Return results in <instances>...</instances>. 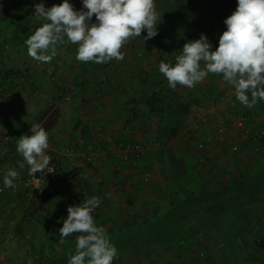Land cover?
Returning <instances> with one entry per match:
<instances>
[{"label":"rangeland","instance_id":"rangeland-1","mask_svg":"<svg viewBox=\"0 0 264 264\" xmlns=\"http://www.w3.org/2000/svg\"><path fill=\"white\" fill-rule=\"evenodd\" d=\"M27 1L0 0V94L6 95H0V155L10 156L5 168L0 163V264L69 261L77 234L61 241L59 229L68 207L92 196L101 201L92 213L96 225L124 251L112 264H264V145L250 143V136H257V142L261 132L264 136V100L248 108L222 75L209 73L192 88L177 85L172 90L173 104L193 105L179 123L170 117L171 108L160 117L140 102L169 87L158 66L161 61L175 64L180 27L186 42L203 34L215 51L238 0H192L182 10V22L175 0H155L158 34L145 41L144 31L121 49L123 60L102 64L78 61V45L66 38L50 63L31 58L25 41L39 22L47 21L37 20L25 7ZM45 2L50 8L63 0ZM69 3L86 11L82 0ZM10 44L16 45L7 48ZM9 69L30 74L32 82L24 86L21 76L5 92L3 77ZM224 93L218 103L208 99ZM248 96L251 101L250 92ZM44 112L56 119L48 132L49 166L54 169L58 160L63 176L47 181L45 169L43 185L33 188L27 185L29 165L21 155L12 161L8 144L15 129L29 135ZM242 118L248 119L244 127L238 125ZM10 169L18 176L14 187L6 188ZM189 189L202 197L195 206L205 208L204 217L169 241L141 245L144 237L165 229L136 230L182 205ZM220 190L227 195L216 198L225 203L205 196ZM227 206L228 214H207Z\"/></svg>","mask_w":264,"mask_h":264},{"label":"clouds","instance_id":"clouds-1","mask_svg":"<svg viewBox=\"0 0 264 264\" xmlns=\"http://www.w3.org/2000/svg\"><path fill=\"white\" fill-rule=\"evenodd\" d=\"M82 4L86 11L74 10L69 0L50 8L36 4L37 20L47 22L25 41L28 55L38 62L50 63L57 54V46L64 44L66 38L67 42L78 45V61L102 64L123 60L121 49L144 31L145 41L158 34L156 25L160 18L155 0H82ZM93 16L95 23L91 22ZM224 23L227 30L220 36L215 51L201 34L199 39L183 45L174 65L161 61L159 72L173 90L177 85L192 88L209 73L222 75L235 89L239 102L252 108L258 100H264V0H238L236 10ZM29 131L30 135L19 137L16 150L31 173L42 172L52 159L46 154L49 136L38 123L31 125ZM17 176L16 170H8L4 186L14 187ZM100 203L98 197L92 196L68 207V216L59 229L61 241L77 234L76 251L68 264H112L117 257L116 247L92 215Z\"/></svg>","mask_w":264,"mask_h":264},{"label":"trees","instance_id":"trees-1","mask_svg":"<svg viewBox=\"0 0 264 264\" xmlns=\"http://www.w3.org/2000/svg\"><path fill=\"white\" fill-rule=\"evenodd\" d=\"M192 0H175V6H176V10L178 12L179 18H180V22L183 21V18L185 17V13L182 12L183 8L185 5H187L188 3H190ZM43 3V5L45 6V8H48L45 0H28L25 3V7L29 10V11H35V5L36 4H40ZM43 23L39 22L38 23V27L42 26ZM186 31L185 29H183L182 27H180L179 31H178V40H177V45H176V50L178 51V54L181 55L182 54V48L183 45L186 43ZM14 46L16 44H13ZM13 45L10 44V46H8L7 48L13 47ZM6 48V47H4ZM176 63V61H175ZM22 76L23 78V83L24 86H26V83H31L32 82V78L30 76V74L26 73V74H21L20 72H16L14 69H9L6 72V75L3 77V85L5 86V92H7L8 90H6V88H14L15 86V81L16 78H20ZM172 88H166L165 91H163V93L159 94L157 92H153L152 95H145L143 96V98L140 100V102H144L145 105L149 106L150 112L153 115L156 116H162L164 112V110L166 108H171L172 111H170V117L173 118L174 120H177L176 123H179V120H182L185 116L190 115V113L192 112V102H187V103H179L178 105L173 104L174 101V96L175 94H173L174 92L172 91ZM3 96H6L4 94H0ZM224 96H226V93L218 96L217 98H213L212 96L209 95V101H211V103H218L220 100H222L224 98ZM225 99V98H224ZM202 101L197 100L196 103L199 106H202V104L200 103ZM159 103V104H158ZM193 112H195L193 110ZM56 119L55 118H51L50 116H48V112H44L42 113L36 120V123L40 124L46 131L47 133L54 127V123H55ZM35 123V124H36ZM166 127V126H165ZM173 130H174V135H176V128L175 126H173ZM15 135L13 137V140L11 142H9L8 144V148L10 149V152L12 154V161H16L19 159L20 154L17 152L16 150V146H17V141L19 139L20 136L24 135L23 132L21 130H17L15 129ZM30 131H29V135H30ZM257 136H250V143L251 144H256L258 143L260 146L264 145V136L258 138V142L256 140ZM10 160V156L8 154H2L0 155V163H1V167L3 164L9 162ZM55 162V163H54ZM54 169L55 172L52 173H47L45 175V179H47V181H56V180H61L62 176H63V172L61 170V165L58 162V160H54ZM15 167H19V164L17 162L14 163ZM3 172V171H1ZM262 182V181H261ZM257 183L255 185H260V183ZM73 188L76 187L75 184L72 185ZM36 194H39L38 190H35ZM222 194L223 196L227 195L226 192L224 190H220L214 193H209L208 195H205L208 197V199H210L211 201L217 202V203H225V201L223 199H219L216 198L217 195ZM230 195V194H229ZM203 196V197H205ZM50 198V196L48 197ZM232 198V197H231ZM202 199V197H197L195 190H188L187 192V196H186V200L182 205H175L173 206L170 210L167 211V213L158 219H153L152 222L140 226L136 231L138 232H143L145 234H148L154 230H158L159 227L165 229V232L161 231L162 233H157L155 235L149 236V237H144L143 240H141V245L142 244H146L148 242H156V241H169L170 239H173L174 237L179 236V233H181L182 230H184V228L191 226L194 220L198 219V218H203L204 216L202 215V211L205 209L204 207L200 206H195V204H198V202ZM196 202V203H195ZM200 203V202H199ZM228 207V206H227ZM217 207V209L214 211L213 208L212 210H210L209 215H218V214H228L230 207ZM135 231V233H136ZM134 234V233H133ZM129 233L126 234V236H128ZM137 235V234H136ZM136 235L134 234V236L132 237L133 239L136 237ZM148 236V235H147ZM115 247H116V243L114 242V240L110 241ZM123 244V243H122ZM140 244V243H139ZM136 245L138 246V248H142L140 245ZM117 248V247H116ZM135 249V246L133 247ZM132 248V249H133ZM120 251L117 250L118 255L121 253H124V251L122 250V248L120 247ZM130 250V249H129ZM128 250V251H129ZM64 264H68V259L65 260Z\"/></svg>","mask_w":264,"mask_h":264},{"label":"built area","instance_id":"built-area-1","mask_svg":"<svg viewBox=\"0 0 264 264\" xmlns=\"http://www.w3.org/2000/svg\"><path fill=\"white\" fill-rule=\"evenodd\" d=\"M247 120H248L247 118H242L240 122L238 123V125L241 127H244ZM259 135L260 137H262L263 132H261ZM45 171L52 173L54 171L53 166H49L48 168H46ZM43 183H44V179L42 176V172H37V173H31V177L28 180L27 185L32 186L33 188H39L40 186L43 185Z\"/></svg>","mask_w":264,"mask_h":264}]
</instances>
